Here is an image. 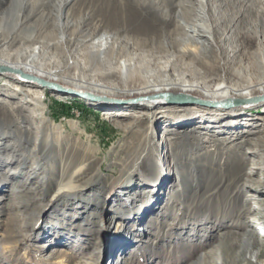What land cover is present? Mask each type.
<instances>
[{
  "label": "rangeland",
  "instance_id": "374dc122",
  "mask_svg": "<svg viewBox=\"0 0 264 264\" xmlns=\"http://www.w3.org/2000/svg\"><path fill=\"white\" fill-rule=\"evenodd\" d=\"M32 1L36 2V0ZM54 1L46 0V3H49L38 4L32 12L30 5H17L14 13L27 15L30 12L29 18L25 22L22 21V24L18 22V25L15 22L17 19H13L12 24L5 25V29L1 21L6 8H10V6L8 4L4 8L0 6V58L10 57L13 62L24 63L27 57H17L19 54L17 51L26 48L30 51L33 46L37 45L38 51L44 53L42 61L45 63L44 69L47 74L53 73L69 78L98 81L116 94L125 93V90L128 92L131 89L138 91L145 84L140 80L120 83L121 78L118 71L115 70L114 74H109V69L106 67L82 68L80 65H87L85 60L90 58L89 54L97 53L98 50L104 48L106 53L108 52V58L112 57V59L118 60L122 59L124 55L133 56L136 52L148 54L152 50L154 55H158L155 67H160L172 59L173 52L180 51V49L170 45L167 48L169 52L165 53L164 48L159 49V43L183 36L182 29L180 26L178 27L179 23L184 26L190 24L188 22H192L191 20L201 24L203 22L197 17V14H200L202 10L200 0H156L158 5L170 9V12L178 16L177 19L169 23L164 22L158 13H154L150 9L152 0H71L64 5L61 20L56 14L58 10L52 5ZM209 1L219 7H234L236 9L233 10L236 12L235 18L240 17L241 8L254 4L264 7V0ZM182 3L185 4L183 7L191 9V12L184 13L183 10L184 14L180 13ZM236 3L241 6L238 7ZM110 8L118 9L120 18H113L109 12ZM125 9L132 10L130 14L136 21L143 20L149 25L147 34L124 30ZM179 14L181 15L179 16ZM248 17L252 21V14H249ZM236 24L233 21L229 27L222 29L217 35L210 33V22L205 27L209 31L208 35L218 41L225 42L227 38H237L238 42L234 47L237 49L236 62L233 64H236L237 69L245 71L242 78L258 80L261 73H253L247 69L253 59L264 60V45L261 44L264 43V34L255 35L243 28L236 30ZM8 28H12L14 33L7 37L5 32L9 31ZM244 30L246 35L242 39L241 31L244 32ZM247 33L249 34L247 35ZM20 34L24 39L15 38ZM33 38H38L39 41L31 40ZM104 39H106L105 41L110 39L109 43H105ZM141 39L148 42V46L145 47V42H140ZM111 49L118 50V53L110 54ZM213 49H216V46H213ZM119 50L122 51L121 54ZM215 52L218 51L215 50L212 53ZM190 58L191 56H189ZM224 59H221V63H225ZM198 68L202 69V66L198 65ZM169 73L171 75L167 71H161V74L154 76L156 79L149 77L150 79H147L145 83L172 84L175 81L173 78L176 72L171 70ZM136 76L135 74L134 77ZM200 76L187 75L186 80L188 83L197 82L213 86L223 81L225 73L221 69L205 78ZM228 78L229 83L227 84L234 85L238 81V77L234 75H229ZM5 81L10 80L4 75V70H0V110H3L7 117L0 115V133L6 134L5 130L12 128L7 130L6 138L0 140L4 143L3 147H0V151L1 149H12L15 139L24 135L28 125L36 120L37 126L29 130L31 135L34 133L40 136L42 133H46L47 137H55L57 145H64L62 149H57L58 157L55 156L52 161L57 165L54 170L58 169L59 173V168L70 165L71 171H77L80 165H84L82 170L77 173L74 183L81 187L75 190L85 189L88 194L83 195V199L78 197L74 199L68 193L67 188L61 189L62 193H59L60 188L56 186L58 181L48 183L42 175L43 183L51 186L50 190H45V193L42 194L41 192L44 191L39 188L36 194H29L28 200H26L30 205L29 211L23 208L18 211V214L15 209L8 210L15 203L14 195L2 194L0 191V257L4 258L1 264H60L50 262V255L54 253L52 251L54 247L48 246V243L51 242L50 234H53L52 236L55 234L68 236L67 239H61V242H64L65 250L69 251L73 264H119L114 259L120 257L126 258L120 264H188L193 262V257H197V254L200 255L204 248L207 249L210 245L215 244L218 250L220 246L227 243V240L223 238L219 241L216 236L219 231L225 229L229 221L227 219L218 221L221 224L214 226L212 223H214L213 220H216L217 215L213 213L211 214L212 219L209 220L210 224H207L208 222L206 224L191 222L189 225L192 228L199 227L198 230L190 232L186 228L184 236H188L183 240L182 245L172 248L168 254L163 255L164 248H162L160 240L157 239L156 245H150V240H155L157 232L156 224L147 225L150 218L157 219L151 211L156 210L160 200L161 202L165 201L164 199L168 198L170 193L164 191L161 185L157 187L147 182L145 176L152 173L151 169L157 164V168L161 170L158 182L162 183L167 179L169 173L173 174L165 181L166 186L171 184L172 191L176 186L173 181L176 177L178 178L180 173L193 171L194 166L198 167L196 164L198 162L193 165L190 161L191 144L204 145L205 150L211 152L210 150H213L212 148L216 147L217 143L223 144L222 141H227L228 144H237L240 143L238 140L242 141L247 138V142L240 143L239 150L248 151L249 142H252L256 135H261L264 138V109H245L232 114H222L216 118L203 114L196 120H192L194 121L193 125L187 123L185 126H176V122L179 124L181 122L180 113H171V110L184 105L186 102L183 100L168 102L169 105L152 108L126 105L124 101H117L113 98L109 101L95 100L92 102L84 100L78 93H72L74 92L72 90L65 89L62 92L46 90L44 100L40 99L41 102H38L40 103L38 105L34 99L27 97L28 94L25 91L17 89L18 86H15V83L5 84ZM21 86L31 89L32 85ZM171 87L180 89L179 85ZM243 91L242 96H253L254 91L246 88ZM208 100L202 101L199 106H210ZM244 100L246 101V99ZM224 107L231 108L230 106ZM12 118L18 122L14 123ZM116 120L122 122L124 126H117ZM42 124L45 126L44 130L40 128ZM223 145L227 146L226 143ZM221 147L220 149L216 147L217 149L214 151L217 160L223 159L221 156H225L229 160L237 158L230 151L225 154L226 149L224 150L222 145ZM214 153L211 152V155H215ZM36 156L33 157L36 158ZM245 157L244 163L236 172L240 173L241 177L253 175L255 179H263L264 167L258 165L254 155L246 154ZM187 161L191 163L188 164ZM201 161L206 163L204 159ZM20 162L12 160L10 163H3L1 168L4 171L0 173V180L7 178L6 175L11 171L10 174L13 175L8 178V183H17L16 173L28 168V165ZM52 162L49 163V167L54 166ZM253 165L259 167L254 168ZM203 169L205 170L195 171L200 178V180L197 178L199 186L201 184L199 191L194 192L188 188L178 198L170 196L172 205L184 201L178 206H185L187 209L185 208L183 215L192 218V220L203 208L220 205L217 201H233L231 191H228L223 185L229 184L227 181L231 178L230 170L216 173L217 176L214 180L218 181L220 177H223L221 180L223 183L220 181L209 183L206 180L208 167ZM137 174H139L138 177H136ZM184 180H188V177L184 176ZM193 180L196 181L195 178ZM239 181H242V178L236 181V187ZM16 186V188L21 187V185ZM139 188H146L150 193L138 196ZM194 193L197 195L193 196ZM37 196L54 197L51 199V205L44 209L38 206L40 202L36 205V202L31 201L35 200L34 198ZM200 197H204V200H201ZM236 197L239 198L240 195ZM240 200L234 201L233 206L230 207L231 213ZM135 205L139 206L138 216L133 213V209H136ZM220 208L222 211L224 210L222 207ZM231 216L234 217L235 214L232 213ZM128 217L131 218L129 222L126 220ZM247 217L249 220L253 218L256 221L259 215L251 213L247 214ZM164 219L166 218H163L161 222H164ZM262 220L264 218H259L257 221ZM113 224L115 226L122 225L123 236L121 233L115 235L109 233ZM253 226H255L253 229L258 231L261 224L253 222ZM177 227L178 225H175L173 230H178ZM256 241L241 243L235 251L247 254L249 249L253 248L255 251V246L258 245ZM260 241L262 239L258 242ZM126 242L131 246L125 248ZM260 245L262 244L260 243ZM46 253L49 254L45 256ZM201 260L198 264H201ZM232 260L233 257L229 261L232 262Z\"/></svg>",
  "mask_w": 264,
  "mask_h": 264
},
{
  "label": "bare ground",
  "instance_id": "6f19581e",
  "mask_svg": "<svg viewBox=\"0 0 264 264\" xmlns=\"http://www.w3.org/2000/svg\"><path fill=\"white\" fill-rule=\"evenodd\" d=\"M70 1L71 0H55L54 2H52L53 7L58 10L56 14L60 20L62 11L64 10V5ZM47 3L46 0H36L35 3L32 0H0V6H3V8L7 4L10 6V8H6V12L3 15L1 24L5 29V25L8 26V24L11 23L13 19H17L15 21L16 25H18V22L22 24V21L25 22L28 20L30 12H28L27 15H22L20 11L19 12L21 14L14 13V9L17 7V5H30V10L32 12L36 9V6L38 4L45 5ZM151 3L152 5L150 9L154 13H158V15L164 22L169 23L174 19H177L176 17L178 16L176 14L170 12V9H166L163 6L158 5L156 0H152ZM238 3H236L237 6H241ZM184 5L185 4L183 3L181 4L182 10L180 11V13H183V10L184 13L191 12V9L183 7ZM200 8L202 10L200 11V14H197V17H199L200 20L203 21L202 24L193 20H191L192 22H188L190 24L184 26L183 24L179 23L178 27L180 26L184 35L181 37L172 38L170 40H167L166 42L159 43V49L164 48L163 51H165V53L169 52L167 48L170 45L174 48L180 49V51L176 50V52H173L172 59H170L166 64L163 63V66L155 67V65L157 64L155 63V60L158 59V55H154V52L152 50H150V53H148L149 55L145 53L143 54V52H136L133 56L124 55L122 59L115 60L112 59V57L108 58V52L106 53L104 48L98 50L97 53L89 54L90 58H87V60H85V63H87V65H80L84 69H93L96 66H102V68L106 67V69H109V74H114L115 70H117L121 78L120 83L125 84L140 80L144 82L145 85L141 86L138 91L131 89L128 92L127 90H125V93L116 94L112 90H109L106 85L98 81H88L75 77L69 78L67 76H58L53 73L47 74L44 69L45 63L42 61L44 53H40V51H38L37 45L33 46L30 51L27 48L17 51L19 53L17 54V57H27L24 63L13 62L10 57L0 58V70H4V75H6L10 80L5 81V84H11L10 82L15 83V86H18L16 88L20 91H25L28 94L27 97H31L32 99H34L36 104L38 102H41V100H44V94L46 90H50L52 92H62L65 91V89L72 90L74 91L72 93H78L84 100L92 102H95V100L109 101V99L113 98L117 101H124L126 105H141L152 108L169 105L167 104L168 102H180V100H183V102H186L184 103V105L174 107V109L171 110V113H180L181 122L180 124L179 122H176V126H185V124L187 123H189V125H193L194 121L192 120H196L197 117H201V115L203 114H207L205 115L207 117L216 118V116H220L222 114H232L235 111L238 112L245 109H264V60L258 58L253 59L248 67L249 69H247L248 71H252L253 73L260 72V79L252 80V78H242L245 75V71L242 69H237L236 64H233L236 62L235 58L237 49H234V47L238 42L236 41L237 38L228 39L226 37L227 39H225V42L223 40L218 41V39L216 40L215 38H211L208 35L209 31L206 30L205 27L208 26L207 23L210 22V33H212L213 35H217L221 32L222 29L224 30L225 28L229 27L234 21L237 23L236 30H239L238 28H243L255 35L258 33L264 34V7L254 4L246 8H241V10L239 9L240 17L236 18L234 17V14L236 13L235 11H233L236 10L234 7L226 8V6H215L209 0H200ZM109 12H111L110 14H112L111 16L113 18H120V11L118 9L110 8ZM130 12H132L131 9L124 10V30L127 29L129 31H134L137 34H147L149 25H147V23H145L143 20L136 21L130 14ZM249 14H252L253 16L252 21H250V18L248 17ZM180 15L181 14H179V16ZM13 28L16 29L15 27ZM11 29L12 28H8L9 31L5 32L7 37L14 33V30ZM245 30L244 32L241 31L242 39L244 38V35H246ZM248 34L249 33H247V35ZM15 38L24 39L21 34L15 36ZM34 39L35 38L31 40ZM105 40L106 39H104L105 43H109L108 41L110 39H108V41ZM35 41H39L38 38H36ZM140 42H145L144 46H148V42H146L145 40L141 39ZM261 44L264 45V43ZM213 46H216V49H213ZM215 50H217L218 52L212 53ZM111 52L110 54L114 55L115 52L118 53V50L115 51L114 49H111ZM119 53L121 54L122 51L119 50ZM189 56H191L190 59ZM222 58H225V63H221ZM198 65L202 66V69L198 68ZM221 69L222 71H224L225 77H223V81L213 86H206L205 84H200L197 82L188 83V81L186 80L187 75H192L194 77L197 75H201L200 77L205 78L206 76L215 74V72ZM171 70H174L176 72L174 78L172 76V78L175 80L173 81L174 83L162 85L145 83L147 82V79H150L149 77L156 79L154 76H156V74H161V71H167L168 74L171 75L169 73V71ZM135 74L137 75L136 77H134ZM229 75L238 77V81L234 85H232V83L227 84L229 83ZM28 84L32 85L31 89L22 88L23 86H21ZM178 85L180 86V89H172L171 87ZM245 88L251 90L252 92L254 91L252 97L242 96V92H244L243 89ZM189 99L191 100L188 101ZM244 99H246V101ZM204 100H208L210 106L200 107L199 104H201V102ZM39 104L40 103H38V105ZM224 106H230L231 108H225ZM0 115L6 117L3 110H0ZM227 118L229 119L230 117ZM12 119L14 120V123L18 122L15 118ZM116 125L121 127L124 126V124L120 121L118 122V120H116ZM35 126H37L36 120L32 121L28 125V129L24 135L18 136L15 139L12 149H1L0 151V173L4 171V169L1 168V166L4 165L3 163H10V161L12 160L21 161L20 163L28 165V168L26 170L16 173L18 177L17 183H8V178L13 175L10 174L11 171L8 175H6L7 178L0 180V191L2 192V194L7 195L10 193L12 196L14 195L15 198L14 205L12 204L8 210L15 209L18 212L24 208L26 211H29L30 205L26 201L28 200L29 194H36V191L39 188H42L41 191H44L41 192L42 194L45 193V190H50L51 186H47L45 182L43 183L42 175H44L45 180L48 183L58 181V184L56 186L60 188L59 193H62L61 189L67 188L69 190L68 193L72 195L74 199H76L77 197L79 199H83V195H85L86 193L88 194V191H85V189L75 190L76 188L81 187L74 183L77 173L82 170L84 165H80V168H78L77 171H71L72 167L70 165L69 167L65 166L64 168H59V173L57 172L58 169H56L55 171L54 169L57 168V165H55V163L53 164L52 161L54 160L55 156L58 157V154L56 153L57 149H62L64 145H57L56 141L54 140L55 137H47L46 133H42L40 136H37L34 133L33 135H31L29 133V130L34 129ZM44 127L45 126H43L42 124L40 128L44 130ZM11 129L8 128L7 130ZM7 130H5L6 134L4 132L0 133V140H4L6 138V136L8 135ZM157 135L159 136V134ZM238 141L242 144L247 142V138L246 140L242 139V141ZM262 142H264V138L261 135H256L254 139H252V142H249V150L245 152L239 150L240 143L228 144L227 141H222V143H226L227 146L217 143L218 145L220 144L219 146H216L218 149L222 148L221 145L224 146V150L226 149V151H224L225 154L230 151L231 154L236 155L237 158H235V160H229L225 156H221L223 157V159L217 160L216 153H214V151H216L217 149L216 147L212 148L213 150H210L215 154L211 155V152L205 150L206 148L204 147V145L199 146L191 144L192 147H190L192 148V154H190V161L193 165H195V162H198L196 163L198 167L194 166L193 171L180 173L178 178L176 177L175 181H173L175 182L176 186L172 191L171 184L166 186L165 181L169 179L173 174L169 173L165 181H163L162 183L158 182V180H160L159 173L161 170L160 168H157L156 164V166L151 169L152 173L148 175L146 174L145 179L147 182H150L154 186L158 187L161 185L163 187V190L166 192L168 191L170 195L168 196V198L164 199L165 201L161 202L160 200L156 210L151 211L153 216L155 215V218L157 219L150 218L152 220L149 219L147 225H150V223L156 224L157 232L156 237L154 238L155 240H150V245H156L158 239L162 243V248H164V250L162 251L163 255L168 254L172 250V248L174 249L182 245L183 240L188 236H184L186 228L189 229L190 232L198 230L199 227L192 228L189 225L191 222H196L198 224H206L208 222L207 224H210L209 220L212 219L211 214L214 213L215 215H217L216 220H213L214 223H212L214 226L221 224L218 221L226 219L227 221H229V223L226 224L225 229L219 231L216 236L219 241H221L220 239L223 238L224 240H227V243H224L223 246H220L218 250L216 249L215 244L210 245L207 249L204 248V250L201 251L200 255L197 254V257H193V262L191 261L188 264H193L196 259L198 260L194 264H198L201 259V264H264V259H262V257H264V220L260 222L257 221L259 218H264V177L263 179H255L253 175L241 177V174L236 172L237 169L244 163L246 154L254 155L258 165L264 167V143ZM3 144L4 143L0 142V147H3ZM29 144L32 145L29 147ZM255 145L259 146L260 148H257ZM35 155H37L36 158L33 157ZM202 159L206 160V163L202 162ZM190 161H187V163H191ZM51 162L54 166L49 167L48 165L49 163L51 164ZM248 165L249 164L247 163V167ZM254 166L255 165H253V167ZM207 167L208 170L206 169V180H208L209 183H218L219 181L223 183V181H221L223 180V177H220L218 181L214 180L217 176L216 173H221V171H226L227 169L230 170L231 178H229V181H227L229 182V184L223 185L226 186L228 191H231V198L233 201H217L220 205L203 208L202 211L195 215L194 219L192 220V218L185 217L183 215L186 207L178 206V204H183L184 201L172 205L170 202V196L172 195V198H178L188 188L194 192L199 191V187L201 186V184L199 186L200 178L199 175L197 176L195 171L205 170L203 168ZM257 167L259 166L256 165V167L254 168ZM138 175L139 174H137L136 177H138ZM184 176H187L188 180H184ZM193 178H195L196 181H194ZM239 178H242V181H239V184L236 187L235 183L237 180H239ZM16 185H21V187L16 188ZM148 193H150V191H148V189L146 188L138 189V196H145ZM194 195L197 194L194 193L193 196ZM237 195H240V197L237 198ZM53 197L54 196H51V198L37 196L34 198L35 200L31 201L33 203L36 202V205L40 202L38 206L46 209L49 205H51L50 203ZM200 199L204 200V197H200ZM238 199L241 200L234 209V211L236 212L232 211V213L235 214V216L232 217L230 207H232L234 201ZM138 207L139 206L135 205L136 209H133V213H135V215L137 216L140 211ZM220 207H222L224 210L222 211ZM251 213L259 215L256 221L253 218H250V220L248 219L247 214L249 215ZM17 215H14V217H17ZM163 218L166 219H164V222H161ZM126 220L129 222L131 218L128 217ZM253 222L254 224H261V226L258 227V231L253 229V227L255 228V226H253ZM124 225L127 224L124 223ZM175 225H178V230L176 231L173 230L175 229ZM121 230V224H118L116 226L115 224H113L110 227L109 233L111 235L121 233V236H123ZM52 235L53 234L49 235V239L51 238V242L48 243V246L51 245L54 247L52 250L54 253L52 252L53 254L50 255V262L52 261L58 262L60 264H73V260L69 254V251L65 250L66 247L63 246L64 242H61V239H67L68 236H64L65 234H55L54 236H56V238H54V236ZM261 239L262 241L258 242ZM252 241H256V243H258V245L255 246V251H253V248L249 249V252L247 251L248 254L242 251L238 253L235 251L236 248L241 245V243H251ZM260 243L262 245H260ZM125 245V248L131 246L128 242H126L124 246ZM48 254L49 253H46L45 256H47ZM231 257H233L232 262L229 261ZM3 259V257L2 259L0 257V264L3 262ZM124 259L126 258L120 257L118 259L115 258L114 260L120 264Z\"/></svg>",
  "mask_w": 264,
  "mask_h": 264
}]
</instances>
